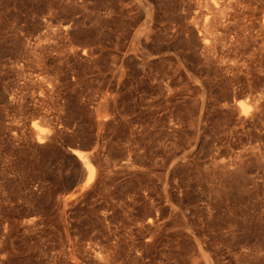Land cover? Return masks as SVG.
Here are the masks:
<instances>
[{
	"label": "rangeland",
	"instance_id": "1",
	"mask_svg": "<svg viewBox=\"0 0 264 264\" xmlns=\"http://www.w3.org/2000/svg\"><path fill=\"white\" fill-rule=\"evenodd\" d=\"M0 264H264V0H0Z\"/></svg>",
	"mask_w": 264,
	"mask_h": 264
},
{
	"label": "bare ground",
	"instance_id": "2",
	"mask_svg": "<svg viewBox=\"0 0 264 264\" xmlns=\"http://www.w3.org/2000/svg\"><path fill=\"white\" fill-rule=\"evenodd\" d=\"M74 155H76L78 157V159L80 160L81 162V168H82V171H84L86 174H87V177H86V181H90L89 180V175H94L93 172H94V167H93V164L91 163L90 159L85 156L84 152L81 151V150H73L72 152ZM95 173V172H94ZM92 177H90L91 179ZM93 179V178H92ZM90 183V182H89ZM84 184V183H83ZM88 185V184H87ZM89 186V185H88ZM84 187H87L86 185ZM79 189V188H78ZM72 195V194H71ZM74 195V193H73Z\"/></svg>",
	"mask_w": 264,
	"mask_h": 264
},
{
	"label": "water",
	"instance_id": "3",
	"mask_svg": "<svg viewBox=\"0 0 264 264\" xmlns=\"http://www.w3.org/2000/svg\"><path fill=\"white\" fill-rule=\"evenodd\" d=\"M87 174L84 171H80L77 175L76 178L74 180V182L72 183V189H74L77 186L82 185L85 180H86Z\"/></svg>",
	"mask_w": 264,
	"mask_h": 264
}]
</instances>
